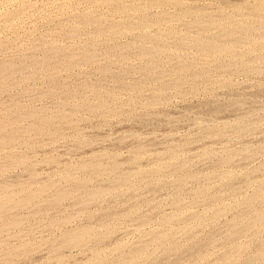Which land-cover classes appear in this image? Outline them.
Here are the masks:
<instances>
[{
  "label": "rangeland",
  "instance_id": "rangeland-1",
  "mask_svg": "<svg viewBox=\"0 0 264 264\" xmlns=\"http://www.w3.org/2000/svg\"><path fill=\"white\" fill-rule=\"evenodd\" d=\"M107 1L113 6L110 2L109 6ZM152 1L118 0L123 7L117 5V0H0V71L3 70L0 73V121L8 124L1 125L0 122V134L3 133L0 140L6 137L7 141L9 136L8 141H14H7L8 144L5 140L4 144L0 141V145H4L0 146V199L4 197L1 202L8 200L6 204L0 203V264H100L101 261L106 264H197V260H200V264H264V58L261 59V56L264 57V0ZM259 2H262L260 7ZM117 7L124 12H118ZM136 7H139L138 11ZM124 8L129 11L125 12ZM161 13L163 18H159ZM84 16H89L87 21L91 20L95 25L91 21L87 23ZM225 18L233 24L229 21L230 24L226 23ZM213 19L216 21L210 26ZM204 20H207L206 24ZM217 21L218 26L222 27L217 28ZM259 22L263 25L259 26ZM96 24L100 28H96ZM204 24L207 25L206 29H203ZM223 27L226 32H223ZM233 27H237V31ZM95 29L103 34L99 30V34L93 33ZM179 33L180 36L184 34L182 40L176 38ZM243 33H247L246 37ZM145 35L149 39L143 37ZM199 38L204 40L199 42ZM252 38H258L259 44L256 40L255 44ZM218 39L220 46L222 42L225 45L220 49L226 50L216 49L219 48ZM250 41L254 44L251 45ZM150 43L154 45L149 48H152L151 53H155V58L149 54ZM207 43L213 46L207 48ZM146 45L145 49L149 50L141 47ZM160 45L170 53L164 52ZM141 48L144 52L141 50L140 53ZM227 49L231 51L230 54ZM53 50L58 51L56 55L59 58L51 55L55 54ZM67 53L74 55L68 56ZM88 54L90 61H87ZM48 56L53 57L52 61ZM221 65L225 67H219ZM140 68L144 70L140 71ZM234 68L242 70L236 71ZM51 75L53 78H50ZM54 91L55 95L51 93ZM71 95L77 98L78 105L75 99L73 103V97L70 99ZM97 100L102 103L99 105ZM93 101L99 106L96 107ZM44 109L49 113L46 111V115H42ZM19 110L22 111L20 113L26 112V115H22L24 122ZM63 110L71 112L70 115L75 112L77 116L74 113L70 116ZM29 114L35 115V121ZM50 114L54 116L53 120ZM43 116L47 119H43ZM40 119L45 121L41 124L44 123L42 127L47 134L38 122ZM47 120L53 123L46 125ZM15 126H18L17 130ZM14 130L18 131L16 137ZM16 139L19 140L16 142ZM92 156H97V161ZM6 159L9 161L7 164L13 160L17 162L11 166L8 164V169L4 166ZM97 162L100 164L97 165ZM91 163L96 169H92ZM166 164L172 165L167 167L169 165ZM1 166L8 170H2ZM97 168L102 171H97ZM145 170L146 174L143 173ZM128 172L135 173L128 177ZM117 176L122 181L120 177L115 178ZM113 177L116 182L112 180ZM80 180H84V183L88 180L89 186L83 182L82 185ZM57 189L59 194L55 192ZM60 191L64 196H69H62ZM95 192H100V195L94 201L92 194ZM54 198H61V201L55 202ZM251 199L259 201L253 202ZM45 200L50 201L45 203ZM174 214L181 216L177 215V218ZM196 216L202 219L199 217L196 220ZM236 217L239 219L235 220ZM241 223H244L243 226ZM84 227H91L89 230H95L98 235L94 231L87 235L90 237L72 241L70 236L84 230ZM181 228L182 233L177 230ZM237 231L242 233L237 235ZM212 238L214 242H211ZM11 249H14L13 252ZM14 252L18 253L13 255ZM95 253L97 256L94 257Z\"/></svg>",
  "mask_w": 264,
  "mask_h": 264
},
{
  "label": "bare ground",
  "instance_id": "bare-ground-1",
  "mask_svg": "<svg viewBox=\"0 0 264 264\" xmlns=\"http://www.w3.org/2000/svg\"><path fill=\"white\" fill-rule=\"evenodd\" d=\"M95 1L98 2V0H95ZM101 1H103V0H100V2H101ZM112 1H114V0H112ZM119 1H121V0H119ZM124 1H125V0H124ZM150 1H152V0H150ZM155 1L157 2V0H155ZM162 1H163V0H162ZM167 1H168V0H167ZM170 1H172V0H169V3H170ZM179 1H180V0H179ZM261 1L263 2V0H261ZM107 2H108V1H107ZM107 2H106V3H107ZM109 2H110V1H109ZM109 2H108V4H109ZM152 2H153V1H152ZM164 2H165V1H164ZM262 2H259V3H257V4L259 5V4H261ZM122 3H123V2H122ZM153 3H154V2H153ZM153 3H152V4H153ZM159 3H160V1H159ZM167 3H168V2H167ZM169 3H168V4H169ZM173 3H174V2H173ZM176 3H177V2H176ZM180 3H181V1H180ZM263 3H264V2H263ZM103 4H105V2H104ZM110 4H111V2H110ZM110 4H109V6H110ZM114 4H115V3H114ZM118 4H120V3H118V0H117V5H118ZM125 4H126V3H125ZM152 4H151V5H152ZM163 4H164V3H163ZM257 4H256V5H257ZM120 5H121V4H120ZM155 5H156V4H155ZM165 5H167V4L165 3ZM175 5H178V4H175ZM111 6H113V4H111ZM115 6H116V5H115ZM115 6H114V7H115ZM121 6L124 7V5H121ZM125 6H126V5H125ZM127 6H128V5H127ZM160 6H161V4H160ZM263 6H264V5H263ZM128 7H129V6H128ZM128 7H127V8H128ZM239 7H240V6H239ZM258 7H260V5H259ZM136 8H137V11H138V8H139V7H136ZM128 9H129V8H128ZM184 9L186 10L187 8H184ZM188 9H189V8H188ZM259 9H261V8H259ZM113 10H115V9H113ZM116 10L119 12L120 7H117ZM121 10H122V9H121ZM121 10H120V11H121ZM124 10H126V9L124 8ZM140 10H141V9H140ZM117 11H115V12L117 13ZM122 11H123V10H122ZM122 11H121V12H122ZM127 11H129V10H126L125 12H127ZM182 11H183V10H182ZM187 11H188V10H187ZM189 11H190V9H189ZM113 12H114V11H113ZM123 12H124V11H123ZM197 12H198V11H197ZM197 12H196V15H197ZM187 13H188V12H187ZM193 13H194V12H193ZM182 14L184 15V13H182ZM194 14H195V13H194ZM198 14L200 15L201 13H198ZM185 15H186V14H185ZM199 15H198V17H199ZM92 16H93V15H92ZM100 16H101V15H100ZM156 16H157V15H156ZM156 16H155V17H156ZM161 16H162V13H161V15L159 16V18H163V17H161ZM164 16H165V14H164ZM168 16H170V14H169ZM168 16H166V17L169 19ZM171 16H172V15H171ZM180 16H181V15H180ZM201 16H202V15H201ZM233 16H234V15H233ZM84 17H85V19H86V21H87V18H88L89 16H88L87 18H86V16H84ZM93 17H94V16H93ZM95 17L97 18V16H95ZM95 17H94V18H95ZM172 17H173V16H172ZM174 17H175V16H174ZM89 18H90V17H89ZM91 18H92V17H91ZM94 18H92V19L94 20ZM157 18H158V17H157ZM159 18H158V19H159ZM175 18H176V17H175ZM195 18H196V20H199L197 17H195ZM200 18H201V17H200ZM227 18H228V17H227ZM79 19H80V18H79ZM97 19H98V20H97ZM97 19H95V20L100 21L99 18H97ZM155 19H156V18H155ZM165 19H166V18H165ZM171 19H172V18H171ZM225 19H226V18H225ZM225 19H224V20H225ZM230 19H231V17H230ZM81 20H82V19H81ZM83 20H84V18H83ZM163 20H164V19H163ZM200 20H201V19H200ZM202 20H203V18H202ZM213 20H214V19H213ZM213 20H212L211 23H209L210 26H212V23H213V22L215 23V21H216V20H214V21H213ZM217 20H218V19H217ZM221 20H222V19H221ZM226 20H227V22H226V21H225V22L228 23L229 20H228V19H226ZM253 20H254V19H253ZM84 21H85V20H84ZM90 21H91V20H90ZM90 21H89V22L87 21V23L90 24ZM155 21H156V20H155ZM172 21H174V20L172 19ZM190 21H191V20H190ZM204 21H205V20H204ZM206 21H207V20H206ZM206 21H205V24H206ZM219 21H220V20H219ZM232 21H233V20H232ZM258 21H260V20H258ZM82 22H83V21H82ZM159 22H160V20H159ZM217 22H218V21H217ZM225 22H224V23H225ZM229 22L233 24V22H231V21H229ZM260 22L262 23L263 21H260ZM260 22H259L258 25H259V26H262L263 24H260ZM83 23L85 24V22H83ZM83 23H82V25H84ZM87 23H86V25H87ZM193 23H194V22H193ZM220 23H222V22H220ZM230 23H228V24H230ZM242 23H243V21H242ZM256 23H257V21H256ZM263 23H264V22H263ZM89 24H88V25H89ZM91 24H94V22L92 23V21H91ZM98 24H99V23H98ZM98 24H96V26H95L96 28L99 27V26L97 27ZM145 24H146V23H145ZM145 24H143V25H145ZM147 24H148V23H147ZM194 24H195V23H194ZM202 24H203V23H202ZM205 24H204V26H205ZM218 24H219V22H218L217 24H215V25H217V28L222 27V26H218ZM222 24H223V23H222ZM222 24H221V25H222ZM232 24H231V25H232ZM235 24H236V23H235ZM88 25H87V26H88ZM94 25H95V24H94ZM131 25H132V23L130 24V27H131ZM139 25H140V24H139ZM198 25H199V23H198ZM231 25H229V26L231 27ZM255 25H256V24H255ZM258 25H257V26H258ZM89 26H92V25H89ZM133 26H135L134 23H133ZM136 26H137V25H136ZM192 26H193V25H192ZM206 26H207V25H206ZM206 26H205L203 29H206ZM213 26H214V24H213ZM223 26H224V25H223ZM225 26L227 27V25H225ZM225 26H224V27H225ZM233 26H234V25H233ZM238 26H239V25H238ZM238 26H237V27H238ZM244 26H245V25H244ZM249 26L251 27V25H249ZM128 27H129V26H128ZM196 27H197V26H196ZM196 27H195V29H196ZM200 27H201V26H198L197 28H200ZM208 27H209V26H208ZM215 27H216V26H215ZM224 27H223V29H224ZM230 27H229V28H230ZM237 27H233V28H236V30L234 29L235 31H237ZM241 27H242V26H241ZM252 27H253V25H252ZM254 27H255V26H254ZM99 28H100V27H99ZM192 28H193V27H192ZM227 28H228V27H227ZM238 28H239V27H238ZM256 28H257V27H256ZM258 28H259V27H258ZM261 28H262V27H261ZM124 29H125V28H124ZM124 29H123L122 31H124ZM126 29H127V27H126ZM201 29H202V28H201ZM207 29H208V28H207ZM211 29H213V28H211ZM231 29H232V28H231ZM243 29H245V28H243ZM251 29H252V28H251ZM259 29H260V28H259ZM259 29H258V31H259ZM95 30H96V32H93V33H95V34L98 33L97 30H99V29H95ZM127 30L129 31V29H127ZM220 30H221V29H220ZM220 30H219V31H220ZM224 30H225V29H224ZM227 30H228V29H227ZM247 30H248V29H246V31H247ZM252 30H253V29H252ZM252 30H250V31H252ZM255 30H257V29H255ZM100 31H101V30H99V33H100ZM174 31H175V30H174ZM221 31H222V30H221ZM124 32H127V31H124ZM210 32H211V31H210ZM223 32H226V30L223 31ZM228 32H230V31H228ZM238 32H239V31H238ZM252 32L255 33V31H252ZM99 33H98V34H99ZM232 33H233V30H232ZM239 33H240V32H239ZM253 33H252V34H253ZM256 33H257V31H256ZM256 33H255V34H256ZM260 33H261V32H260ZM262 33H264V32H262ZM100 34H103V33H100ZM176 34H178V33H176ZM180 34H181V33H179L178 37H176V38H180V39H181V36H182V37L184 36V34H182L181 36H180ZM219 34H220V32H219ZM243 34H244V33H243ZM157 35H158V34H157ZM157 35H156V37H157ZM233 35H234V34H232L231 36H233ZM244 35H245V37H246L247 33L244 34ZM249 35H250V33L248 34V36H249ZM259 35H260V34H259ZM148 36H149V35H148ZM158 36H159V35H158ZM164 36H165V35H164ZM176 36H177V35H176ZM179 36H180V37H179ZM228 36H230V35H228ZM143 37H147V36L145 35V36H143ZM153 37H155V36H153ZM173 37H174V36H173ZM204 37H205V36H204ZM204 37H203V38H204ZM221 37H222V36H221ZM221 37H220V38H221ZM225 37H226V36H225ZM233 37H234V36H233ZM233 37H232V38H233ZM239 37H240V36H239ZM251 37H252V36H251ZM251 37H249V38H251ZM253 37L255 38V36H253ZM262 37H263V36H262ZM141 38H142V37H141ZM147 38L149 39V37H147ZM150 38H151V37H150ZM176 38H174V39L176 40ZM185 38H186V36H185ZM187 38H190V36H189V37L187 36ZM192 38H193V37H192ZM200 38H201V37H200ZM200 38L198 39V41L201 40ZM216 38H217V37H216ZM222 38H223V37H222ZM142 39H143V38H142ZM148 39H147V40L144 39V40L148 41ZM154 39L156 40V38H154ZM160 39L163 40L162 37H161ZM211 39H212V37H211ZM214 39H215V38H214ZM235 39H236V37H235ZM242 39H243V38H242ZM259 39H260V38H259ZM162 40H161V41H162ZM181 40H182V39H181ZM181 40H179V41H181ZM183 40H184V39H183ZM193 40H194V39H193ZM203 40H204V39H203ZM203 40H201V41H203ZM206 40H207V39H206ZM218 40H219V39H218ZM218 40H217V41H218ZM252 40H254V39L252 38ZM252 40H251V41H252ZM255 40H256V39H255ZM255 40H254V42H255ZM257 40H258V38H257ZM257 40H256V41H257ZM260 40H261V39H260ZM140 41H141V40H139V42H140ZM149 41H150V40H149ZM151 41H152V39H151ZM153 41H154V40H153ZM153 41H152V44H154V42H155V41H154V42H153ZM156 41H157V40H156ZM177 41H178V40H177ZM186 41H187V40H186ZM190 41H192V40H190ZM217 41L214 40V42H217ZM231 41H232V40H231ZM237 41H238V40H237ZM245 41H246V40H245ZM251 41H250L249 43H250L251 45H253L254 42H251ZM258 41H259V40H258ZM258 41H257V43L259 44ZM157 42L159 43L160 40H158ZM163 42H164V41H163ZM163 42H161V44H162ZM183 42H184V41H183ZM187 42H188V41H187ZM187 42H185V43H187ZM199 42H200V41H199ZM199 42H198V44H199ZM205 42H206V41H205ZM205 42H204V43H205ZM208 42L210 43V41H208ZM219 42H221V41L219 40L218 43H219ZM240 42H242V41H240ZM240 42H239V43H240ZM246 42H247V41H246ZM147 43H148V42H147ZM176 43H177V42H176ZM178 43H179V42H178ZM180 43H181V42H180ZM185 43H184V44H185ZM189 43H190V42H189ZM211 43L213 44V41H212ZM218 43H217V46H219V48L216 47V45H215L216 43L214 44V46L216 47V49L221 50L223 47H225V45H223V44H224L223 42H222L221 46H220V43H219V44H218ZM234 43H235V42H234ZM234 43L232 44L233 47H234V45L236 44V43H235V44H234ZM243 43H245V42L243 41ZM243 43H242V44H243ZM249 43H248V44H249ZM252 43H253V44H252ZM140 44H141V43H140ZM156 44H157V43H156ZM164 44H165V43H164ZM181 44H182V43H181ZM187 44H188V43H187ZM190 44H191V43H190ZM192 44H193V43H192ZM195 44H196V43H195ZM198 44H197V45H198ZM207 44H208V43H207ZM212 44H208V45H207V48H208L210 45L213 46ZM225 44H226V43H225ZM245 44H247V43H245ZM255 44H256V42H255ZM142 45H143V44H142ZM144 45H145V43H144ZM154 45H155V44H154ZM154 45H151V43H150V46H148V48L151 47V46L153 47ZM178 45H179V44H178ZM197 45H196V46H197ZM199 45H200V44H199ZM204 45H205V44H204ZM222 45H223V47H222ZM227 45H228V44H227ZM229 45H231V44H229ZM232 45H231V46H232ZM261 45H262V43H261ZM116 46H117V45H116ZM133 46L136 47L135 44H134ZM137 46H138V45H137ZM164 46H165V45H164ZM180 46H181V45H180ZM182 46H183V45H182ZM186 46H187V45H186ZM191 46H192V45H191ZM193 46H194V45H193ZM236 46H237V45H236ZM258 46H259V45H258ZM130 47H132V45H130ZM135 47H134V48H135ZM138 47L140 48V46H138ZM141 47H142L143 49H145V47H147V45L144 46V47H143V46H141ZM157 47H158V46H157ZM157 47H156V48H157ZM160 47H161V49H162L163 45H162V46L160 45ZM220 47H222V48L220 49ZM227 47H228V46H227ZM260 47H261V49H263V48H264V44H263V48H262V46H260ZM260 47H259V48H260ZM115 48H116V47H115ZM136 48H137V47H136ZM142 48L140 49V53H141ZM156 48H155V50H156ZM158 48H159V47H158ZM158 48H157V49H158ZM184 48H185V46H184ZM188 48H189V46H188ZM209 48H210V47H209ZM211 48H212V47H211ZM52 49H54V48H52ZM149 49H150V48H149ZM149 49H145V50H149ZM151 49H152V48H151ZM151 49H150L149 54L151 53ZM161 49H160V50H161ZM178 49H179V48H178ZM194 49H195V48H194ZM214 49H215V48H213V52L215 51ZM224 49H225V48H224ZM224 49H222V51H223ZM229 49L232 50V48H229ZM229 49H227V50H229ZM234 49H235V48H234ZM138 50H139V49H138ZM196 50H197V49H196ZM211 50H212V49H211ZM225 50H226V49H225ZM230 50H229V51H230ZM47 51H49V50H47ZM51 51H52V50H51V48H50V52H51ZM53 51H55V54H51V55H52V56L55 55V56H57V57L59 58V55H56V54H58V53H57L58 51H57V52H56V50H53ZM142 51H143V50H142ZM157 51H158V50H157ZM163 51H164V52H168V51H165V50H164V47H163ZM222 51H221V52H222ZM50 52H49V53H50ZM143 52H144V51H143ZM143 52H142V53H143ZM164 52H163V53H164ZM189 52H190V51H189ZM198 52H200V51H198ZM201 52H202V50H201ZM201 52H200V53H201ZM211 52H212V51H211ZM211 52H208V53H211ZM218 52H219V51H218ZM51 53H52V52H51ZM145 53H146V51H145ZM145 53H144V54H145ZM152 53H153V52H152ZM152 53H151V54H152ZM159 53H160V51H159ZM168 53H170V52H168ZM173 53H174V52H173ZM200 53H199V54H200ZM215 53H216V52H215ZM215 53H214V55H216ZM230 53H231V51L229 52V54H230ZM61 54H63V52H62ZM61 54H60V55H61ZM70 54H71V53H69V54L67 53L68 56H69ZM146 54H148V53H146ZM156 54H158V53H156ZM171 54H172V51H171ZM203 54H204V53H202L201 55H203ZM205 54H206V53H205ZM223 54H224V53H223ZM51 55H49V56H51ZM72 55H74V54H71V56H72ZM154 55H155V53H154ZM154 55L152 54V56H154ZM160 55H161V54H160ZM208 55H209V54H208ZM208 55H207V56H208ZM218 55H219V54H218ZM49 56H48V57H49ZM63 56H64V55H63ZM65 56H66V55H65ZM88 56H89V54L87 55V57H88ZM92 56H93V54H92ZM203 56H204V55H203ZM203 56H201V57H203ZM205 56H206V55H205ZM205 56H204V57H205ZM219 56H221V55H219ZM222 56H223V55H222ZM57 57H56V58H57ZM61 57H62V56H61ZM83 57H84V56H83ZM93 57H94V56H93ZM93 57H92V59H93ZM258 57H259V56H258ZM44 58H45V57H44ZM44 58H43V59H44ZM46 58H47V56H46ZM65 58H66V57H65ZM69 58H70V57H69ZM152 58H155V56L152 57ZM263 58H264V57L261 56V59H263ZM49 59H50V61H52L51 59H53V57H52V58L49 57ZM62 59H63V57H62ZM73 59H75V58L73 57ZM82 59H83V58H82ZM85 59H86V58H85ZM92 59H91V60H92ZM45 60H46V59H45ZM47 60H48V59H47ZM58 60H59V59H58ZM67 60H68V59H67ZM71 60H72V59H71ZM12 61H13V60H12ZM50 61H48V62L46 61V62L49 63ZM74 61H75V60H74ZM83 61H84V60H83ZM85 61H86V60H85ZM87 61H90V60H89V57H88V60H87ZM87 61H86V62H87ZM58 62H59V61H58ZM68 62H69V61H68ZM71 62H72V61H71ZM263 62H264V61H263ZM5 63H6V62H5ZM5 63H4V64H5ZM9 63L11 64V62H8V65H9ZM52 63H53V62H52ZM54 63H56V60H54ZM60 63H61V61H60ZM158 63H159V62H158ZM241 63H242V62H241ZM241 63H240V64H241ZM13 64H14V63H13ZM16 64H17V63H16ZM30 64H31V62H30ZM43 64H44V63H43ZM70 64H71V63H70ZM242 64H244V62H243ZM242 64H241V65H242ZM41 65H42V64H41ZM45 65H46V63H45ZM45 65H42V66L44 67ZM227 65H228V64H227ZM229 65H230V64H229ZM241 65H240V66H241ZM244 65H245V64H244ZM246 65H247V64H246ZM246 65H245L244 67H246ZM11 66H12V64H11ZM11 66H10V67H11ZM42 66H41V68H42ZM47 66H48V64H47ZM238 66H239V64H238ZM240 66H239V67H240ZM251 66H252V65H251ZM257 66H258V65H257ZM0 67H1V66H0ZM8 67H9V66H8ZM17 67H18V66H17ZM24 67H25V65H23V68H24ZM110 67H112V66H110ZM179 67H180V66H179ZM219 67H223V66L221 65V66H219ZM219 67H218V68H219ZM224 67H225V66H224ZM224 67H223V68H224ZM226 67H227V66H226ZM239 67H237V69H238ZM244 67H243V68H244ZM5 68H6V67H5ZM14 68H15V67H14ZM20 68H21V67H20ZM45 68H46V67H45ZM51 68H52V67H51ZM144 68H145V67H144ZM146 68H148V67L146 66ZM153 68H154V67H153ZM246 68H249V66L246 67ZM1 69H4V67H2ZM7 69H8V68H7ZM12 69H13V68H12ZM16 69H18V68H16ZM16 69H15V70H16ZM24 69H25V68H24ZM47 69H49V68H47ZM113 69L115 70V68H113ZM142 69H143V68H140V71H142ZM149 69H150V68H149ZM155 69H156V68H155ZM229 69H230V68H229ZM231 69H233V68H231ZM234 69H235V68H234ZM237 69H235V70H236V71H240V70H242V69H240V70H237ZM249 69H250V68H249ZM249 69H248V70H249ZM15 70H13V71H15ZM27 70H28V69H27ZM41 70H42V69H41ZM41 70H40V73H42ZM43 70H44V69H43ZM50 70H51V69H50ZM50 70H48V71H50ZM108 70H109V68L107 69V71H108ZM110 70H112V69L110 68ZM125 70H126V69H125ZM127 70H128V69H127ZM130 70H131V69H130ZM143 70H144V69H143ZM145 70H146V69H145ZM150 70H154V69H150ZM156 70H157V69H156ZM225 70H226V69H225ZM235 70H234V71H235ZM243 70H244V69H243ZM2 71H3V70H1L0 73H1ZM16 71H17V70H16ZM115 71H116V70H115ZM222 71H223V70H222ZM226 71H227V70H226ZM9 72H10V71L8 70L7 73H9ZM105 72H106V70H105ZM105 72H104V73H105ZM109 72H110V71H109ZM120 72H121V71H120ZM127 72H129V71H127ZM127 72H126V73H127ZM143 72H144V71H143ZM143 72H142V75H144ZM147 72H148V71H147ZM158 72H159V71H158ZM158 72H157V73H158ZM4 73H5V71H4ZM4 73H3V74H4ZM14 73H15V72H14ZM144 73H145V72H144ZM152 73H153V72H152ZM154 73H155V71H154ZM11 74H13V73H11ZM105 74L107 75L108 73H105ZM110 74H111V73H110ZM112 74H114V73H112ZM146 74H147V73H146ZM150 74H151V72H150ZM6 75H7V74H6ZM6 75H5V76H6ZM153 75H154V74H153ZM158 75H159V74H158ZM9 76H10V73H9ZM110 76H113V75H110ZM144 76H145V75H144ZM182 76H183V75H182ZM6 77H7V76H6ZM103 77H104V76H103ZM159 77H160V76H159ZM183 77H184V76H183ZM50 78H53L52 75H51ZM145 78H146V77H145ZM151 79L153 80V77H152ZM156 79H157V78H156ZM159 79H161V78H159ZM144 80H145V79H144ZM144 80H143V81H144ZM146 80H147V79H146ZM148 80H150V79H148ZM154 80H155V79H154ZM178 81H179V80H178ZM180 81H182L181 78H180ZM183 81H184V80H183ZM134 83H135V82H134ZM142 83H143V82H142ZM177 83H178V82H177ZM145 84H146V82H145ZM179 84H181V83L179 82ZM79 85H80V84H79ZM143 85H144V84H143ZM138 86H139V85H138ZM59 87H60V86H59ZM130 87H131V86H130ZM2 88H3V86H2ZM49 88H50V87H49ZM55 88H57V87H55ZM143 88H144V87H143ZM96 89H97V88H96ZM129 89H130V88H129ZM134 89H135V87H134ZM137 89H139V88H137ZM140 89H142V87H141ZM54 90H55V89H54ZM56 90H57V89H56ZM61 90H62V89H61ZM91 90H92V89H91ZM98 90H99V89H98ZM102 90H103V89H102ZM58 91H59V90H58ZM63 91H64V90H63ZM79 91H80V90H79ZM93 91H94V90H93ZM93 91H92V92H93ZM99 91H100V90H99ZM45 92H46V91H45ZM45 92H43V95H44ZM49 92H50V91H49ZM55 92H56V91L51 92V93L53 94V93H55ZM59 92H60V91H59ZM87 92H88V91H87ZM47 93H48V92H46V94H47ZM61 93H62V92H61ZM71 93H72V91H71ZM75 93H76V92H75ZM103 93H104V92H103ZM52 94H51V97H52ZM55 94H56V93H55ZM55 94H53V95H55ZM88 94H89V93H88ZM74 95H75V94H74ZM78 95H79V94L77 93L76 96L78 97ZM98 95H99V94H98ZM100 95L105 96L104 94H100ZM100 95H99V96H100ZM106 95H107V94H106ZM159 95H160V94H159ZM48 96L50 97V95H48ZM56 96H58V95H56ZM56 96H55V97H56ZM68 96H69V95H68ZM93 96H94V94H93ZM108 96H109V94H108ZM46 97H47V96H46ZM53 97H54V96H53ZM70 97H71V98H70ZM70 97H69V98L72 99L73 96L71 95ZM86 97H87V95H86ZM86 97H85V99H86ZM100 97H102V96H100ZM110 97H111V94H110ZM156 97H157V98H158V97L161 98V96H156ZM67 98H68V97H67ZM157 98H156V99H157ZM74 99H75V97H73V103H74ZM79 99H80V98H79ZM81 99H82V98H81ZM105 99H106V98H105ZM154 99H155V98H154ZM67 100H68V102H69V99H67ZM87 100H88V99H87ZM89 100H90V99H89ZM99 100H101V99H99ZM99 100H97V101H99ZM102 100L104 101V97H103ZM108 100H109V99H108ZM53 101H54V100H53ZM75 101H77V98L75 99ZM81 101H82V100H81ZM81 101H79V102H81ZM83 101H84V99H83ZM97 101H96V102H97ZM70 102H71V101H70ZM87 102H89V101H87ZM91 102H92V101H91ZM104 102H105V101H104ZM107 102H108V101H107ZM159 102H160V100H159ZM63 103H65V102H63ZM66 103H67V102H66ZM76 103H77V105H78V101H77ZM101 103H102V102L99 101V105H100ZM108 103H109V102H108ZM113 103H114V102H113ZM152 103H154V102H152ZM79 104H80V103H79ZM82 104H83V103H82ZM84 104H85V102H84ZM84 104H83V106H84ZM93 104H94V101H93ZM105 104H106V103H104V106L107 107V104H106V105H105ZM19 105H20V104H19ZM86 105H87V104H85V106H86ZM94 105H96V103H95ZM99 105H96V107L99 106ZM72 106H73V105H72ZM79 106L81 107V105H79ZM89 106H91V105L89 104ZM92 106H93V105H92ZM102 106H103V105H102ZM104 106H103V107H104ZM109 106H110V105H109ZM18 107H19V106H18ZM87 107H88V105H87ZM87 107H85V108H87ZM106 107H105L104 109H106ZM113 107H114V106H113ZM26 108H27V107H26ZM71 108H72V107H71ZM81 108H82V107H81ZM88 108H89V107H88ZM94 108H95V106H94ZM94 108H93V109H94ZM110 108H111V106H110ZM30 109H31V108H30ZM95 109H97V108H95ZM108 109H109V108H108ZM16 110H17V109H16ZM38 110H39V108H38ZM44 110H45V111H44ZM44 110H43L44 112L42 111V115H46V114H45L46 111L49 113V111H48L47 109H44ZM82 110H84V109H82ZM20 111H21V110H19V113H20ZM33 111H37V110H33ZM58 111H59V110H58ZM63 111H65V110H63ZM72 111H73V110H72ZM74 111H76V110H74ZM80 111H81V110H79L78 112H80ZM95 111H97V110H95ZM95 111H93L92 113H94ZM21 112H22V111H21ZM27 112H28V111H27ZM40 112H41V111H40ZM47 112H46V113H47ZM55 112H56V111H55ZM65 112H66V111H65ZM98 112H99V110H98ZM103 112H104V111H103ZM23 113L26 115V112L23 111ZM23 113H20L19 115H21V117H22ZM32 113H33V112H32ZM43 113H44V114H43ZM50 113H51V112H50ZM58 113H60V111H59ZM61 113H62V112H61ZM66 113H69V115H70L71 112L67 111ZM73 113H74V115H75V112H73ZM73 113H72V114H73ZM9 114H10V113H9ZM34 114H36V113H34ZM52 114H54V111H53ZM52 114H50V115H52ZM56 114H57V113H56ZM56 114H55V115H56ZM63 114H64V113H63ZM72 114H71V115H72ZM77 114H78V113H77ZM47 115H48V114H47ZM58 115H59V114H58ZM67 115H68V114H67ZM71 115H70V116H71ZM74 115H73V116H74ZM111 115H112V114H111ZM30 116H31V117L34 119V121H35V118H34L35 115L32 116V114H31V115L29 114V117H30ZM48 116H49V115H48ZM48 116H47V117H48ZM56 116H57V115H56ZM73 116H72V118H73ZM75 116H77V115H75ZM36 117H40V116H36ZM44 117H45V116H43V119H45ZM51 117H52V120H53V117H54V116L52 115ZM58 117H60V115H59ZM68 117H69V116H68ZM19 118H20V117H19ZM24 118L27 119L28 117H27V116H26V117L24 116ZM56 118H57V117H56ZM56 118H55V120H56ZM61 118H63V117H61ZM43 119H42V120H43ZM46 119H47V118H46ZM46 119H45V120H46ZM48 119H49V118H48ZM12 120H13V119H12ZM42 120H41V119H40L39 121L36 120V122H37V121L40 122L41 128L43 129L44 127H42V124H44V123L41 124V122H45V121H44V120L42 121ZM70 120H71V119H70ZM4 121H6V119H5ZM9 121H10V119H9ZM9 121H7V122L9 123ZM16 121H17V120H16ZM19 121H20V120H18V122H19ZM21 121H23V117H22V120H21ZM59 121H60V120H59ZM68 121H69V119H68ZM71 121H72V120H71ZM73 121H74V120H73ZM0 122H1V125H5V124H6V125L8 126L7 123L4 122V123L2 124L3 121H0ZM13 122H15V120H14ZM23 122H24V121H23ZM23 122H20V123H23ZM48 122L50 123L51 121L47 120L46 125L48 124ZM57 122H58V121H57ZM16 123H17V122H16ZM34 123H35V122H34ZM34 123H33V124H34ZM51 123H53V122H51ZM10 124H11V123H10ZM33 124H32L31 126H34ZM54 124H55V123H54ZM6 125H5V126H6ZM35 125H39V123H38V124L36 123ZM48 125H49V124H48ZM50 125H51V124H50ZM11 126H12V124H11ZM11 126H10V127H11ZM43 126H44V125H43ZM16 127H18V126H15V129L17 130ZM34 127H35V126H34ZM34 127H33V128H34ZM39 127H40V126H39ZM54 127H55V126H54ZM6 128H7V127H6ZM41 128H40V129H41ZM51 128H52V127H50V129H51ZM0 129H1V126H0ZM2 129H3V128H2ZM4 129H5V128H4ZM8 129H9V127H8ZM8 129H7V130H8ZM21 129H22V128H21ZM26 129H28V128H26ZM29 129H31V128H29ZM29 129H28V130H29ZM40 129H39V130H40ZM47 129H49V127H47ZM52 129H53V128H52ZM209 129H210V128H209ZM9 130H12V129L10 128ZM16 130H14V132H15ZM28 130H27V131H28ZM36 130H37V129H36ZM36 130H35V131H36ZM30 131H32V130H30ZM30 131H28V132H30ZM54 131H56V130L54 129ZM3 132H5V130H4ZM17 132H18V131H17ZM17 132H15L14 135H15ZM23 132H25V129H24ZM43 132L45 133L44 129H43ZM49 132H50V131H49ZM19 133H20V132H19ZM47 133H48V132H46L45 134H47ZM52 133H53V132H52ZM52 133L50 132V135H53ZM54 133H55V132H54ZM10 134H12V132H10ZM1 135H2V137H3V133L0 134V136H1ZM24 135H25V134H24ZM41 135H43L42 132H41ZM48 135H49V134H48ZM16 136H17V135H15V137H16ZM25 136H27V134H26ZM8 137H9V136H8ZM8 137H7V139L9 140ZM27 137H28V136H27ZM5 138H6V137H5ZM5 138H4V140H5ZM11 138H12V137H11ZM1 139H2V138H1ZM19 139H20V138H19ZM19 139H18V140H19ZM4 140H0V141H1V144H4V142L6 141V140H5V141H4ZM8 140H7V141H8ZM10 140H11V139H10ZM18 140L16 139V142H17ZM2 141H3V142H2ZM7 141H6V142H7ZM8 142H10V141H8ZM8 142H7V144H8ZM11 142H14V141H11ZM11 142H10V143H11ZM16 142H15V143H16ZM15 143H14V144H15ZM5 145H6V144H5ZM0 146H1V145H0ZM3 146H4V145H2L1 147H3ZM8 146H9V145H8ZM1 147H0V148H1ZM4 148H5V147H4ZM173 153H174V151H173ZM173 153H171V155H172ZM173 155H174V154H173ZM173 155H172V157H174ZM175 155H176V154H175ZM251 155H252V154H251ZM253 155H254V153H253ZM20 157H21V156H20ZM92 157L94 158V156H92ZM172 157H170V158H172ZM212 157H213V156H212ZM227 157H228V156H227ZM230 157H231V156H230ZM11 158H12V157H11ZM11 158H10V159H11ZM15 158H16V157H15ZM21 158H23V157H21ZM25 158H26V157H25ZM96 158H98V157L96 156ZM96 158H94L95 161H97ZM176 158H177V157H176ZM12 159H14V158H12ZM16 159H17V158H16ZM94 159H91V160H94ZM14 160H15V159H14ZM14 160H13V162H17V161H14ZM18 160L20 161V158H19ZM26 160H27V159H26ZM173 160H174V158H173ZM173 160H172V161H173ZM175 160H176V159H175ZM223 160H225V159H223ZM229 160H230V159H229ZM7 161H8V160L6 159V164H5L4 166H7L8 169H9V167L11 166L10 164H12L13 162H12V163L10 162V164L8 163V164L10 165V166H8ZM10 161H11V160H10ZM19 161H18V162H19ZM98 161H99V160H98ZM8 162H9V161H8ZM23 162H24V163H27V161H24V160H23ZM23 162H22V164H24ZM224 162H225V161H224ZM227 162H228V160H227ZM230 162H231V161H230ZM230 162H229V163H230ZM19 163L21 164V162H19ZM19 163H17V164H19ZM82 163H83V162H82ZM82 163H80V164H82ZM172 163H173V162H172ZM15 164H16V163H15ZM15 164L12 165V166H15ZM80 164H79V165H80ZM87 164H88V163H87ZM89 164H90V163H89ZM98 164H100V163L97 162V165H98ZM174 164H175V163H174ZM1 165H2V164H1ZM83 165H84V164H83ZM166 165H169V164H166ZM170 165H172V164H170ZM170 165L167 166V167H170ZM184 165H185V164H184ZM4 166H3V167H4ZM77 166H78V165H76V167H77ZM88 166H89V165H88ZM91 166H92L93 168H92V167H90V168H92V169H96V168H94V165H92V163H91ZM114 166H115V165H114ZM114 166H113V167H114ZM158 166L160 167V165H158ZM158 166H156V167H158ZM78 167H79V166H78ZM80 167H83V166L80 165ZM156 167H155V168H156ZM159 167H158V168H159ZM162 167H165V166H163V164H162ZM183 167H184V166H183ZM1 168H2V166H1ZM5 168H6V167H4V169H5ZM74 168H75V166H74ZM74 168H73V169H74ZM85 168H86V169L88 168V170H90L89 167H85ZM99 168H100V167H99ZM99 168H97V171L99 170ZM102 168L104 169V167H102ZM111 168H112V167H111ZM115 168H116V167H115ZM158 168H157V169H158ZM4 169L2 168V170H4ZM8 169H5V170H8ZM71 169H72V168H71ZM79 169H80V168H79ZM79 169H77V170H79ZM86 169H85V170H86ZM105 169H106V168H105ZM105 169H104V170H105ZM134 169H136V168H134ZM167 169H168V168H167ZM69 170H70V169H69ZM83 170H84V168L81 169V171H83ZM108 170H109V169H108ZM139 170H141V169H139ZM139 170H137V171L140 173ZM142 170H143V169H142ZM70 171H71V170H70ZM74 171H75V169H74ZM79 171H80V170H79ZM99 171H100V170H99ZM101 171H102V169H101ZM101 171H100V172H101ZM109 171H111V170H109ZM113 171H115L114 168H113ZM137 171H135V172H137ZM147 171H148V170H147ZM153 171H155V169H153ZM162 171H163V170H162ZM166 171H167V170H166ZM166 171H165V172H166ZM88 172H89V171H88ZM94 172H95V171H94ZM135 172H133V174H134ZM145 172H146V170H145L143 173H145ZM156 172H157V171H156ZM165 172H164V174H165ZM86 173H87V172H86ZM128 173H129V172H128ZM143 173H141V175H142ZM148 173H149V171H148ZM148 173H147V174H148ZM153 173H154V172H153ZM70 174H71V173H70ZM131 174H132V173H129L130 176H128V177H131ZM133 174H132V175H133ZM137 174H138V173H137ZM145 174H146V173H145ZM145 174H144V175H145ZM159 174H160V171H159V173H158L157 175H159ZM150 175H151V173H150ZM153 175H154V174H153ZM161 175H163V174L161 173ZM70 176H71V175H70ZM124 176H125V175H124ZM124 176H122V177H124ZM126 176H127V174H126ZM126 176H125V178H128V177H126ZM136 176H137V175H136ZM142 176H143V175H142ZM84 177H85V176H84ZM118 177H120V176H117V177H115V178L119 179ZM138 177H140V176H138ZM115 178L113 177L112 180H114ZM120 178H121V177H120ZM155 178H156V177H155ZM161 178H162V177H161ZM129 179H130V178H129ZM157 179H158V178H157ZM77 180H79V179H77ZM77 180H76V182H77ZM81 180H82V178H81ZM81 180H80L79 182H81ZM87 181H88V180H87ZM87 181H85V182L87 183V186H89ZM114 181H115V180H114ZM116 181H117V180H116ZM116 181H115V182H116ZM121 181H122V178H121ZM123 181H124V180H123ZM82 182L84 183V180H83ZM82 182H81V184L83 185ZM89 182H90V181H89ZM124 182H126V181H124ZM43 183H44V182H43ZM72 183H73V181H72ZM74 183H75V180H74ZM74 183H73V185H74ZM86 183H84V184H86ZM117 183H118V182H117ZM126 183H128V182H126ZM52 184H53V183H52ZM120 184H121V183H120ZM44 185H45V184H44ZM49 185H51L50 182H49ZM56 185H57V184H56ZM110 185H111V184H110ZM112 185H115V183L112 184ZM125 185H126V184H125ZM10 186H11V185H10ZM10 186H9V187H10ZM15 186H16V185H15ZM47 186H48V183H47ZM47 186H45V187H47ZM78 186H81V185H78ZM117 186H119V185H117ZM121 186H122V185H121ZM121 186H120V187H121ZM9 187H8V189H10ZM42 187H43V185H42ZM54 187H55V186H54ZM75 187L77 188V186H74V188H75ZM6 188H7V186H6ZM47 188H48V187H47ZM58 188H59V190H60V187H58ZM76 188H75V189H76ZM83 188H84V187H83ZM85 188H88V187H86V185H85ZM206 188H207V187H206ZM52 189H53V188H52ZM75 189H74V190H75ZM81 189H82V188H81ZM98 189H100V188H98ZM102 189H103V188H102ZM5 190H6V189H5ZM49 190H50V188H49ZM59 190L57 189V191H55V192H58ZM87 190H88V189H87ZM105 190H106V189H105ZM205 190H206V189H205ZM209 190H210V189H209ZM209 190H208V192H209ZM6 191H7V190H6ZM12 191L15 192L14 189H13ZM44 191H45V190H44ZM44 191H41V192H44ZM61 191H63V190H61ZM61 191H60V193H62ZM94 191H96V190H94ZM99 191H100V190H99ZM108 191H110V190L108 189ZM9 192L11 193V191H9ZM46 192H47V191H46ZM46 192H45V193H46ZM65 192H68V191H65ZM65 192H64V194H65ZM72 192H73V191H72ZM75 192H76V191H75ZM104 192H105V191H104ZM196 192H197V191H196ZM198 192L200 193V191H198ZM204 192L207 193L206 191H204ZM19 193H20V192H19ZM37 193H38V192H37ZM69 193H71V192H69ZM86 193H87V192H86ZM259 193H260V192H259ZM8 194H9V193H8ZM8 194H7V196H8ZM12 194H14V193H12ZM26 194H28V193H26ZM30 194H31V193H30ZM33 194H34V193H33ZM33 194H32V195H33ZM40 194H41V193H40ZM55 194H56V193H55ZM58 194H59V192H58ZM67 194H68V193H67ZM88 194H91V193L88 191ZM107 194H110V193H107ZM107 194H106V196H107ZM256 194H257V193H256ZM256 194H254L253 196H255ZM28 195H29V194H28ZM32 195H31V196H32ZM61 195L64 196L63 193H62ZM99 195H100V192H95V193H93V194H92V199L95 201V198H97ZM202 195H203V194H202ZM205 195H206V194H205ZM205 195H204V196H205ZM260 195H261V193H260ZM262 195H263V194H262ZM7 196H6L5 198H7ZM11 196L13 197V195H11ZM14 196H16V195H14ZM44 196H45V194H44ZM67 196H69V195H66V196H64V197H67ZM85 196H87V195H85ZM198 196H199V195H198ZM198 196H197V197H198ZM200 196H201V195H200ZM0 197H2V196H0ZM60 197H61V196H60ZM64 197H63V199H64ZM88 197H89V196H88ZM88 197H87V198H88ZM90 197H91V196H90ZM90 197H89V198H90ZM193 197H195V196H193ZM201 197H202V196H201ZM201 197H200V198H201ZM256 197H257V195H256ZM23 198H24V197H23ZM28 198H29V197H28ZM31 198H32V197H31ZM31 198H30V199H31ZM76 198H77V197H76ZM83 198H84V197H83ZM85 198H86V197H85ZM89 198H88V200H89ZM103 198H104V197H102V199H103ZM195 198H196V197H195ZM203 198H204V197H203ZM206 198H208V197L206 196ZM254 198H255V197H254ZM261 198H262V196H261ZM261 198H260V199H261ZM3 199H4V197H3ZM3 199H2V200H3ZM9 199L12 201L11 197H10ZM13 199H15V198L13 197ZM16 199H17V197H16ZM36 199H37V198H36ZM39 199H40V198H39ZM39 199H38L37 201H39ZM42 199H43V198H42ZM50 199H51V198H50ZM60 199H61V198H60ZM60 199L55 200V198H54V201H55V202H58V200H60ZM197 199H198V198H197ZM208 199H209V198H208ZM2 200L0 199V203H1V204H2V203H5L6 201L8 202L7 199H6V201L1 202ZM18 200H19V199H18ZM24 200H25V199H24ZM26 200H27V199H26ZM77 200H78V198H77ZM82 200H83V199H82ZM88 200H87L86 202H88ZM93 200H92V201H93ZM97 200L99 201L100 199L98 198ZM252 200H253V199H251V201H252ZM31 201H32V200H31ZM46 201H50V200H45L44 202L47 203ZM54 201H53V202H54ZM60 201H61V200H60ZM79 201H81V200H79ZM203 201H204V200H203ZM246 201H247V200H246ZM248 201H250V200L248 199ZM248 201H247V202H248ZM258 201H259V199H258ZM258 201H255V199L253 200V202H258ZM7 202H6V203H7ZM14 202L16 203V201H14ZM22 202H24V201H22ZM26 202H29V203H30L29 200H27ZM26 202H25V203H26ZM33 202L35 203L36 200H34ZM89 202H90V200H89ZM96 202H97V201H96ZM6 203H5V204H6ZM39 203H40V202H39ZM78 203H79V202H78ZM82 203H85V202H82ZM82 203H81V204H82ZM99 203H100V202H99ZM244 203H246V202L244 201ZM5 204H4V205H5ZM20 204H22V203L20 202ZM26 204H27V203H26ZM51 204H53V203H51ZM79 204H80V203H79ZM94 204H95V203H94ZM31 205H34V204H31ZM46 205H47V204H45V206H46ZM88 205H89V204H88ZM88 205H87V207H88ZM90 205H91V204H90ZM247 205H248V204H246V207H247ZM249 205H251V203H250ZM255 205H256V203H255ZM255 205H254V206H255ZM0 206H1V205H0ZM5 206H6V205H5ZM22 206H23V205H22ZM26 206H28V205H26ZM52 206H53V205H52ZM81 206H82V205H81ZM222 206H223V205H222ZM252 206H253V205H252ZM252 206H250V207H252ZM254 206H253V207H254ZM18 207H19V206H18ZM34 207H35V206H34ZM34 207H33V209H35ZM87 207H86V208H87ZM227 207H228V206H227ZM6 208H7V207H6ZM6 208H5V209H6ZM40 208H41V207H40ZM47 208H48V207H47ZM5 209H4V210H5ZM37 209H38V208H37ZM221 209H222V207H221ZM251 209H252V208H251ZM44 210H45V209H44ZM216 210H217V209H216ZM224 210H225V208H224ZM224 210H222L221 212H223ZM249 210H250V208H249ZM252 210H253V209H252ZM256 210H258V209H256ZM256 210H255V212H256ZM263 210H264V208H263ZM263 210L261 211L262 213H263ZM37 211H38V210H37ZM37 211H36V212H37ZM217 211H219V208H218ZM247 211H248V209H247ZM0 212H1V211H0ZM109 212H110V211H109ZM253 212H254V211H253ZM255 212H254V213H255ZM218 213H220V211H219ZM250 213H251V212H250ZM259 213H260V212H259ZM262 213H261V214H262ZM180 214H182V213H180ZM180 214H177V215H180ZM203 214H204V213H203ZM203 214H202V215H203ZM205 214L207 215V213H205ZM205 214H204V215H205ZM214 214H215V213H214ZM216 214H217V213H216ZM221 214H223V213H221ZM221 214H220V215H221ZM0 215H1V213H0ZM5 215H6V214H5ZM5 215H4V216H5ZM109 215H110V214H109ZM174 215H175V214H174ZM174 215H172V219H173V216H174ZM177 215H175V216L177 217ZM182 215H183V214H182ZM196 215H197V214H196ZM206 215H205V216H206ZM220 215H219V216H220ZM250 215H251V214H250ZM252 215H253V214H252ZM101 216H103V215H101ZM180 216H181V215H180ZM213 216H214V215H212V218H215V217H213ZM216 216H217V215H216ZM222 216H223V215H222ZM0 217H1V216H0ZM99 217H100V216H99ZM178 217H179V216H178ZM178 217H177V218H178ZM194 217H195V216H194ZM199 217H201V216H199ZM199 217L196 216L195 219L197 220V219H199ZM237 217H239V216H237ZM237 217L235 218V220H236V219L238 220V219H239L240 217H242V216H240L239 218H237ZM244 217H246V216H244ZM248 217H249V216H247V218H248ZM203 218H204V217H203ZM218 218H219V217H218ZM220 218H221V217H220ZM249 218H250V217H249ZM262 218H264V217H262ZM115 219H116V218H115ZM201 219H202V217H201ZM16 220H17V219H16ZM59 220H60V219H59ZM4 221H5V220H4ZM7 221H8V219H7ZM9 221H10V220H9ZM14 221H15V219H14ZM173 221H174V220H173ZM212 221H214V220L212 219ZM245 221H248V220L245 219ZM260 221H261V220H260ZM15 222H16V221H15ZM214 222H215V221H214ZM235 222H236V221H235ZM263 222H264V221H263ZM3 223H5V222H3ZM9 223H10V222H9ZM12 223H13V221H12ZM18 223H19V222H18ZM233 223H234V222H233ZM256 223H257V222H256ZM235 224H236V223H235ZM243 224H244V223H241L242 226H243ZM261 224H263V223H261ZM261 224H260V225H261ZM7 225H8V224H7ZM16 225H17V224H16ZM248 225H249V224H248ZM263 225H264V224H263ZM237 226H238V225H237ZM239 226H240V224H239ZM255 226H257V224H256ZM258 226H259V225H258ZM1 227H2V226H1ZM5 227H6V226H5ZM176 227H177V226H176ZM187 227H188V226H187ZM187 227H186V228H187ZM84 228H85V227H84ZM86 228H87V227H86ZM86 228H85L84 230L81 229L82 231H80V232H75L74 234H72V235L70 236V237H71V240H72V241H76V242H77V241H81V240L85 239V237H86L87 235H90V232H93V233H94V231H95V230L93 231V229L90 231L89 229H90L91 227H89L88 229H86ZM92 228H94V227H92ZM186 228H185V230H186ZM259 228H260V227H259ZM259 228H258V229H259ZM261 228H262V227H261ZM242 229H243V227H242ZM245 229H246V231L248 230L246 227H245ZM262 229H263V228H262ZM262 229H261V230H262ZM175 230H176V229H175ZM177 230L181 232V230H183V228H181L180 230H179V229H177ZM227 230L229 231V229H227ZM232 230H233V229H232ZM239 230H241V229H239ZM259 230H260V229H259ZM259 230H258V231H259ZM167 231H168V230H167ZM167 231H165V232H167ZM173 231H174V230H173ZM230 231H231V230H230ZM230 231H229V233H231ZM246 231H245V232H246ZM163 232H164V231H163ZM243 232H244V230H243ZM245 232H244V233H245ZM96 233H98V232L95 231V234H96ZM156 233H157V232H156ZM169 233H170V232H169ZM169 233H168V236H169ZM181 233H182V232H181ZM237 233H238V231H237ZM240 233H242V232H239L237 235H239ZM256 233H258V232H256ZM260 233H262V232H260ZM91 234H92V233H91ZM95 234H94V235H95ZM153 234H155V233H153ZM227 234H228V233H227ZM233 234H234V233H233ZM96 235H98V234H96ZM150 235H152V233H151ZM162 235H163V234H162ZM162 235H161V236H162ZM172 235H173V234H172ZM234 235H235V234H234ZM257 235H258V234H257ZM92 236H93V235H92ZM152 236H153V235H152ZM152 236H151V237H152ZM155 236H156V235H155ZM168 236H167V237H168ZM68 237H69V236H68ZM70 237H69V238H70ZM87 237H90V236H87ZM158 237H159V236H158ZM175 237H177V234H176ZM175 237L173 236L174 239H176ZM92 238H93V237H92ZM94 238H96V237H94ZM156 238H157V237H156ZM162 238H163V237H162ZM169 238L171 239V235L169 236ZM179 238H180V237H179ZM230 238H231V237H230ZM235 238H236V237H235ZM62 239H63V238H62ZM159 239H160V238H159ZM212 239H213V238H212ZM71 240H69V242H70ZM86 240H87V239H86ZM86 240H85V241H86ZM92 240H93V239H92ZM153 240H154V239H152V241H153ZM162 240H164V238H163ZM168 240H169V239H168ZM207 240H208V239H207ZM85 241H84V243H85ZM87 241H88V240H87ZM87 241H86V242H87ZM90 241H91V240H90ZM143 241H144V240H143ZM143 241H142V243H143ZM150 241H151V240H150ZM155 241H156V240H155ZM159 241H160V240H159ZM172 241H173V239H172ZM62 242H63V241H62ZM67 242H68V241H67ZM174 242H175V241H174ZM206 242H207V241H206ZM211 242H214V239H213V241H211ZM72 243H73V242H72ZM142 243H141V244H142ZM156 243H157V241H156ZM160 243H161V242H160ZM64 244H65V243H64ZM76 244H77V243H76ZM76 244H75V245H76ZM153 244H154V243H153ZM153 244H151V245H153ZM205 244H206V243H205ZM211 244H212V243H211ZM261 244H262V243H261ZM67 245H68V244H67ZM71 245H72V244H71ZM82 245H83V244H82ZM149 245H150V244H149ZM154 245H155V244H154ZM173 245H174V244H173ZM24 246H25V245H24ZM68 246H70V245H68ZM76 246H77V245H76ZM80 246H81V242H80ZM139 246H140V245H139ZM208 246L211 247V246H210V243H209ZM235 246H236V245H235ZM237 246H238V245H237ZM262 246H263V244H262ZM22 247H23V245H22ZM118 247H120V246H118ZM121 247H122V246H121ZM137 247H138V246H137ZM137 247H136V248H137ZM147 247H148V246H147ZM147 247H146V248H147ZM17 248L19 249V247H17ZM20 248H21V246H20ZM149 248H150V247H149ZM164 248H165V247H164ZM193 248H194V247H193ZM234 248H235V247H234ZM239 248H240V247H239ZM242 248H243V247H242ZM15 249H16V248H15ZM23 249H24V248H22L21 251H23ZM119 249L121 250V248H119ZM119 249H116V250L118 251ZM150 249H151V248H150ZM162 249H163V248H162ZM162 249H161V250H162ZM174 249H175V248H173V250H174ZM230 249H231V248H230ZM240 249H241V248H240ZM244 249H245V248H244ZM11 250H12V249H11ZM13 250H14V249H13ZM13 250H12L11 252H13ZM19 250H20V249H19ZM19 250H18V252H19ZM25 250H27V249H25ZM132 250H133V249H132ZM136 250H137V249H136ZM139 250H140V249H139ZM142 250H145V249H141V251H142ZM148 250H149V249H148ZM166 250H169V249H166ZM176 250H177V249H176ZM178 250H179V246H178ZM193 250H194V249H193ZM193 250H192V251H193ZM195 250H196V249H195ZM16 251H17V250H16ZM146 251H147V250H146ZM146 251H145V252H146ZM149 251H150V250H149ZM156 251H157V250H156ZM156 251H155V252H156ZM170 251H171V249H170ZM239 251H240V250L238 249V252H239ZM261 251H263V248L261 249ZM18 252H14L13 255H15V254L18 253ZM133 252H134V251H133ZM133 252H132V253H133ZM155 252H154V253H155ZM234 252H235V251H234ZM258 252H260V251H258ZM8 253H9V252H8ZM20 253H21V252H20ZM101 253H102V250H101ZM124 253H125V252H124ZM139 253H141V252H139ZM147 253H148V251H147L146 254H145L146 256L148 255ZM150 253H151V251H150ZM168 253H169V252H168ZM256 253H257V252H256ZM262 253H263V252H262ZM262 253H261V254H262ZM96 254H97V253H95L94 257L97 256ZM102 254H103V253H102ZM143 254H144V253H143ZM157 254H158V252H157ZM161 254H162V253H161ZM166 254H167V251H166ZM227 254H228V253H227ZM229 254H230V253H229ZM236 254H237V253H235V257H236ZM17 255H18V254H17ZM99 255H100V254H99ZM99 255H98V257H99ZM207 255H208V254H207ZM223 255H224V254H222V256H223ZM240 255H241V254H240ZM146 256H145V257H146ZM153 256H154V255H153ZM156 256H157V255H156ZM159 256H160V255H159ZM208 256H209V255H208ZM226 256H227V255H226ZM228 256H229V255H228ZM228 256H227V257H228ZM231 256H233V255H231ZM263 256H264V255H263ZM263 256H262V257H263ZM98 257H97V258H98ZM100 257H102V256H100ZM123 257H124V256H123ZM133 257L135 258V256H133ZM141 257H142V256H141ZM206 257H207V256H206ZM206 257H205V259H206ZM249 257H250V256H249ZM258 257L261 258V255H259ZM92 258H93V257H92ZM92 258H91V259H92ZM109 258H110V257H109ZM126 258H127V259H130V258H128V257H126ZM136 258H138V257L136 256ZM142 258H143V257H142ZM152 258H153V257H152ZM203 258H204V257H203ZM220 258H221V257H220ZM232 258H234V256H233ZM260 258H259V259H260ZM263 258H264V257H263ZM91 259H90V262H91ZM98 259H99V258H98ZM104 259H105V258H103V260H104ZM123 259H124V258H123ZM123 259H122V260H123ZM127 259H126V260H127ZM139 259H141V258L139 257ZM205 259H204V260H205ZM224 259H225V258H224ZM224 259H223V260H224ZM235 259H236V258H235ZM256 259H257V258H256ZM93 260H94V259H93ZM93 260H92V261H93ZM95 260H96V259H95ZM100 260H101V259H100ZM132 260H133V259H132ZM137 260H138V259H136L135 261H137ZM149 260H150V259H149ZM201 260H202V259H201ZM228 260H229V259H228ZM232 260H233V259H232ZM116 261H117V260H116ZM120 261H121V260H120ZM135 261H134L133 263H135ZM199 261H200V260H199ZM199 261L197 260L198 263H199ZM218 261H219V260H217L216 262H218ZM229 261H231V260H229ZM246 261H247V260H246ZM250 261H251V260H250ZM258 261H259V260H258ZM96 262H97V260H96ZM101 262H102V261H101ZM101 262H100V264H101ZM114 262H115V261H114ZM126 262L128 263L129 261H126ZM197 262H195V263H197ZM226 262H227V261H226ZM253 262L255 263V259H254ZM88 263H89V261H88ZM94 263H95V262H94ZM94 263H91V264H94ZM102 263H104V261H103ZM116 263H117V262H116ZM118 263H119V261H118ZM137 263H138V262H137ZM139 263H140V262H139ZM198 263H197V264H198ZM213 263H214V261H213ZM80 264H83V263H80ZM85 264H87V263L85 262ZM104 264H106V263H104ZM124 264H125V263H124ZM199 264H200V263H199ZM217 264H218V263H217ZM222 264H223V262H222ZM224 264H226V263H224ZM228 264H229V262H228Z\"/></svg>",
  "mask_w": 264,
  "mask_h": 264
}]
</instances>
